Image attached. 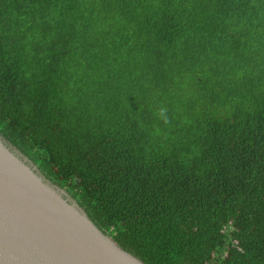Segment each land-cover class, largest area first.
Here are the masks:
<instances>
[{
  "label": "trees",
  "instance_id": "16d2710c",
  "mask_svg": "<svg viewBox=\"0 0 264 264\" xmlns=\"http://www.w3.org/2000/svg\"><path fill=\"white\" fill-rule=\"evenodd\" d=\"M0 135L145 264H264V0H0Z\"/></svg>",
  "mask_w": 264,
  "mask_h": 264
},
{
  "label": "water",
  "instance_id": "95a60500",
  "mask_svg": "<svg viewBox=\"0 0 264 264\" xmlns=\"http://www.w3.org/2000/svg\"><path fill=\"white\" fill-rule=\"evenodd\" d=\"M0 264H145L0 135Z\"/></svg>",
  "mask_w": 264,
  "mask_h": 264
}]
</instances>
